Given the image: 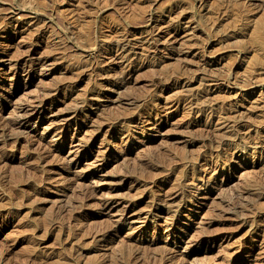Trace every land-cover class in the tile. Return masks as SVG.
Masks as SVG:
<instances>
[{"label": "rangeland", "instance_id": "374dc122", "mask_svg": "<svg viewBox=\"0 0 264 264\" xmlns=\"http://www.w3.org/2000/svg\"><path fill=\"white\" fill-rule=\"evenodd\" d=\"M0 95V264H264V0H0Z\"/></svg>", "mask_w": 264, "mask_h": 264}, {"label": "bare ground", "instance_id": "6f19581e", "mask_svg": "<svg viewBox=\"0 0 264 264\" xmlns=\"http://www.w3.org/2000/svg\"><path fill=\"white\" fill-rule=\"evenodd\" d=\"M9 8V10H11V8L10 7H8ZM5 9V8H4ZM7 10V9H6ZM4 11V10H3ZM12 11V10H11ZM6 13V12H5ZM11 14H12V12H11ZM14 14V13H13ZM4 15V14H3ZM7 15V14H6ZM2 16V15H1ZM8 16V15H7ZM12 16V15H11ZM5 17V16H4ZM2 18H3V16H2ZM9 18V17H8ZM10 19V18H9ZM12 19V18H11ZM8 21V20H7ZM122 45V44H121ZM118 46V45H117ZM119 47H121L120 46V44H119ZM124 47V46H123ZM122 48V47H121ZM120 48V49H121ZM124 50V49H123ZM90 63V62H89ZM94 63V62H93ZM96 64V63H95ZM82 65H84V64H82ZM89 65V64H88ZM85 66H87V65H85ZM92 66V65H91ZM90 67V66H89ZM97 68V67H96ZM95 69V68H94ZM93 73H94V71H93ZM101 73H103V72H101ZM3 95V94H2ZM1 96V95H0ZM23 109V108H22ZM24 110V109H23ZM27 111V110H26ZM23 114V113H22ZM23 116H19L18 118H16V119H14V120H16V121H14V123L13 124H9V123H6V125L4 124V128H9V127H11L12 125H16V127L17 128H19L20 126H22L23 125V118H22ZM122 151V150H121ZM103 152V151H102ZM105 152V151H104ZM103 154V153H102ZM122 154V153H121ZM59 155V154H58ZM79 155V154H78ZM57 156V155H56ZM76 157V156H75ZM59 158V157H58ZM77 158V157H76ZM66 160V159H65ZM74 160V159H73ZM67 161V160H66ZM68 162V161H67ZM78 162V161H77ZM63 163H64V161H63ZM65 164V163H64ZM74 164V163H73ZM71 166V165H70ZM100 167V166H99ZM184 194V193H183ZM185 195V194H184ZM174 196V195H173ZM180 196H181V194H180ZM187 197V196H186ZM185 197V198H186ZM178 198V197H177ZM175 200V199H174ZM185 200V199H184ZM182 203V202H181ZM180 206V205H179ZM175 210V209H174ZM122 219V218H121ZM254 220V219H253ZM255 221V220H254ZM116 223H117V221H116ZM115 223V224H116ZM111 224V223H110ZM111 225H114V224H111ZM171 224H167V228L170 226ZM107 227H108V225H107ZM171 228V227H170ZM110 229V228H109ZM103 235V234H102ZM94 237V236H93ZM99 237H101L100 235L99 236H97L96 238H99ZM113 239V238H112ZM216 244V243H215ZM212 246H214V243H213V245ZM201 247V246H200ZM204 247V246H203ZM215 248V247H214ZM209 249V248H208ZM198 251V250H197ZM213 252V251H212ZM169 253V252H168ZM171 255L172 254H170L169 256H166L165 258V263H167V264H171V262H173L172 260H173V258L174 257H171ZM182 255V254H181ZM249 254L248 253H246V252H242L241 253V255L238 257V261L239 262H242L243 263V261L244 260H246V261H248V256ZM181 257V256H180ZM187 258L185 257V256H182L181 257V263H179V264H185L186 262H187V260H186ZM178 260V259H177ZM178 262V261H177ZM192 264V263H191ZM195 264V263H194ZM205 264H207V263H205Z\"/></svg>", "mask_w": 264, "mask_h": 264}]
</instances>
